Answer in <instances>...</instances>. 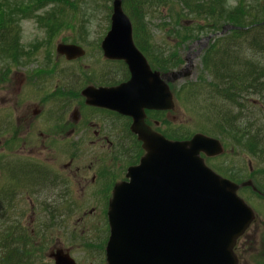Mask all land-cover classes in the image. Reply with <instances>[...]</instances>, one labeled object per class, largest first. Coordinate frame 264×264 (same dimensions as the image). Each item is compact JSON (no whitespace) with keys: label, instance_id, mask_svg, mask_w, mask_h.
Returning a JSON list of instances; mask_svg holds the SVG:
<instances>
[{"label":"rangeland","instance_id":"1","mask_svg":"<svg viewBox=\"0 0 264 264\" xmlns=\"http://www.w3.org/2000/svg\"><path fill=\"white\" fill-rule=\"evenodd\" d=\"M173 5V11L179 13L181 16L180 24L175 25V19L172 18L169 10L159 9V12H151L145 17H138L134 12V19L138 26V36L136 42L138 46L145 52L152 55L160 64V72L163 77L166 76L168 70H171L166 65H178L179 70L188 66L190 75L187 78L178 81L180 85H186L194 82L199 75L201 69V60L205 51L212 46L216 39L222 37L221 27L228 25H235L239 16L248 12L251 15L255 10H251L254 5H263L264 0H211L205 1V4H214L218 6L217 15L211 18L212 15L200 14L195 17L193 12H204L202 9L194 10L191 5H184L177 0H169ZM242 1L244 5L249 8H244L242 11H237L239 7L236 4ZM0 6H3L4 19H12V32L8 39L9 45L6 47L10 50L9 54L2 53L5 51L4 46L0 45V183L3 181L2 170L10 176L9 170L17 169L20 165L19 158L21 156L17 153V147L23 146L21 140L17 144L11 145V141L15 136L26 131L28 121L31 119V114L36 105L31 103L20 104V94L16 93L17 86H41V90L36 93H45L42 86H53V84L64 83L63 89L59 93L66 99V103L62 106L57 104V109L60 106L65 107L70 112L75 105L77 108H82L83 103L72 93H67V90L75 92L79 86H82L84 79L93 81L96 79L94 74H98L100 65L97 63V58L92 55L88 58L90 61V68L84 71L83 65L68 64L53 73L44 77V83L40 78V83L34 76L42 70L41 68L48 66L50 62L54 65L61 63V57L55 53V47L58 44H68L81 46L84 49L94 51L99 46L105 34L109 31V18L111 14V4L113 0H0ZM197 3V0H193ZM14 3H20L15 5ZM128 10L132 12L131 6H136L132 0H123ZM160 0V4H167ZM150 4V2H146ZM141 4V6L146 5ZM200 5V4H198ZM220 10V11H219ZM221 12V13H220ZM142 14V12H141ZM238 16H234V15ZM261 12H257V19L260 18ZM41 22H38V19ZM194 19V22H191ZM15 20V21H13ZM16 20L19 21L20 29L16 26ZM6 22V21H5ZM195 25L193 26V24ZM194 27L193 29H190ZM19 33V34H18ZM225 35L228 34L226 31ZM223 35V36H225ZM182 39V40H181ZM41 41V46L38 47ZM97 42V43H96ZM36 45V47H35ZM38 47V48H37ZM2 51V52H1ZM28 52L33 55L30 59L26 57ZM162 53L160 58L158 55ZM48 57V63L46 59ZM191 61L192 67L188 63ZM46 64V65H45ZM52 67V66H49ZM110 67V66H108ZM105 67L104 70L108 68ZM124 69L112 68L109 76H100V81H118L124 80ZM124 82V81H123ZM166 82V81H165ZM212 79H208L205 86H209ZM38 83V84H37ZM43 83V84H42ZM178 87V86H175ZM190 90L186 92L185 98L189 103L190 114L185 115L176 106L175 111L168 117V120H173L175 123L187 124L190 122L194 125L195 116L202 119L200 108L208 102L207 96L198 89L197 86H190ZM17 94V95H16ZM220 103L218 100H216ZM244 109V114L250 117L251 121H256L262 118L264 124V117L255 116L256 108L251 106V102ZM13 108L15 109L14 111ZM56 109V108H55ZM54 109V114L55 113ZM15 114L14 118L18 117L19 121L14 122L9 115ZM258 114V112H257ZM84 115L98 116L93 113H84ZM194 115V116H193ZM109 116V115H107ZM176 120V121H175ZM118 131L121 132L125 139H118V144H122V157L117 158L120 164L123 162H133V142L128 134L129 125L122 126L125 123L124 118L113 120ZM179 123V124H180ZM131 127V126H130ZM204 133L218 139L216 135ZM187 133V132H186ZM173 134V133H171ZM123 137V138H124ZM127 139V140H126ZM39 138L33 139L32 142L37 148H34V153L41 152L39 145ZM15 145L17 147H15ZM60 142L54 147H60ZM86 146L83 152L91 153L94 151L93 146ZM6 147L7 150L1 149ZM62 151V148H58ZM225 156L218 161H212L207 165L213 169L220 171L223 175L235 177L241 180L242 176L249 179L253 174L262 180L264 183V163H260L258 158L252 156L249 152L243 153V157H238L240 153L236 148L232 152L224 151ZM101 153H98L100 156ZM63 163V162H62ZM119 164V165H120ZM115 169V179L117 181L124 179L121 174L120 166ZM212 166V167H211ZM229 169L231 174L239 171L238 176L230 175L227 171ZM125 172V171H124ZM21 178V176H20ZM254 179L251 177L250 180ZM50 180L47 185L42 187L43 195L41 201L31 204L20 199V197L13 196L9 201V208L6 210L5 217L10 220L19 219L20 213H26V225L28 231L31 232L34 244L40 249V261L49 264L50 259L48 255L54 250H67L69 255L76 261L77 264H104V247L107 236L106 220L104 212L105 203L84 201L82 197V187L79 183H69L67 188L59 185L57 182L51 183ZM57 183V186H56ZM38 188V187H36ZM60 197V198H58ZM258 207L261 214L264 216V202L260 201ZM32 213H36L33 214ZM262 218V216L260 217ZM257 218L255 222L250 225L248 230L240 237L235 252L239 258V264H247L246 258L252 252L259 253L260 260L264 259V221ZM34 223L35 225L33 226ZM32 226V228H31ZM37 226V227H36ZM48 229V230H46ZM43 233V234H42ZM45 234V239L38 238ZM50 236V237H49ZM36 239V240H35ZM50 239V240H49ZM253 254L249 257L251 258ZM251 264V263H249Z\"/></svg>","mask_w":264,"mask_h":264},{"label":"water","instance_id":"2","mask_svg":"<svg viewBox=\"0 0 264 264\" xmlns=\"http://www.w3.org/2000/svg\"><path fill=\"white\" fill-rule=\"evenodd\" d=\"M232 29L239 30L224 26L221 34ZM102 47L107 59L126 63L131 78L107 91L106 101L92 102L87 90L83 95L90 105L129 117L130 131L144 150L139 165L127 170L129 181L114 187L107 212L106 264H237L233 249L255 217L236 196L239 187L212 172L201 158L219 155V141L202 134L168 141L145 125V110H174L167 84L189 76L190 69L164 77L150 72L134 48L121 0L112 4ZM57 51L69 60L81 54L71 46H58ZM188 65L192 67L191 61ZM50 257L54 264H75L61 251Z\"/></svg>","mask_w":264,"mask_h":264},{"label":"trees","instance_id":"3","mask_svg":"<svg viewBox=\"0 0 264 264\" xmlns=\"http://www.w3.org/2000/svg\"><path fill=\"white\" fill-rule=\"evenodd\" d=\"M132 1L136 5L131 6L132 12L128 10L125 3L123 6L133 23L135 37L139 32L134 12L138 17H145L151 12H159L160 8H166L176 20L175 25L180 24L182 18L179 13L173 11L174 7L169 0H162L165 3L168 2L162 5H159L160 0ZM177 1L183 2L184 5H191L190 7H194V10L204 11L193 12L195 17L203 14L212 15L211 18H214L217 15L218 6L216 5L218 3L215 0L211 1L216 5L205 4L207 0H197V3L193 0ZM144 3L146 5L141 6ZM238 5L237 11L241 12L243 8L244 10L247 8L242 1ZM250 9L255 10L254 14L244 12L239 16L235 25L233 24L242 29L230 31L227 35L216 39L205 51L201 60L202 70L198 76L199 80L194 84H189V86H197L196 91L200 89L207 96L208 102L200 108L202 119L195 116L192 129L182 124L175 129L176 131L173 129L170 131V125H166L165 134L170 139L182 140L189 138L193 131L210 133V130L214 135H216L214 132H217L218 137L227 147L236 148L242 153L249 152L258 158L260 163H264V124L259 123L262 122V118L251 121L250 117L244 114V109L251 102V106L258 109L254 115L264 117V25H261L264 21V4L261 6L256 4ZM258 11L261 12L259 19L256 16ZM191 20L194 22V19ZM11 35L10 26L2 23L0 25V45L5 48L4 52L1 51L2 53H10L6 47L11 46L8 39ZM167 66L174 68L176 65ZM208 79L209 81L212 79V82L209 86H205ZM188 90L190 87L185 89L184 94ZM178 95V100L182 101L181 94ZM184 105L187 109L189 106L187 99ZM120 148L122 149L121 146ZM131 149L133 154L137 153L135 147ZM42 177L38 170L33 179L39 182ZM9 203L7 199L3 201L0 199V264H46L40 261L42 259L38 253L41 250L34 244L32 234L26 230L22 216L14 220L5 217ZM39 238L45 239V234Z\"/></svg>","mask_w":264,"mask_h":264},{"label":"flooded vegetation","instance_id":"4","mask_svg":"<svg viewBox=\"0 0 264 264\" xmlns=\"http://www.w3.org/2000/svg\"><path fill=\"white\" fill-rule=\"evenodd\" d=\"M158 56L161 58L162 53ZM157 65L160 64L157 63ZM24 87L26 88L19 97L20 104L32 102V105L36 107L33 109L31 119H26L29 122L26 131L21 134L16 131L18 136L11 141L23 142V146L17 147V153L21 156L18 161L20 165L17 169L9 170V177L2 170L4 177L0 183V197L10 201L13 196H16L30 204L41 201L44 190L42 187L48 186L47 183L52 179L64 189L69 183L81 184L84 201L107 203L115 184L112 164L115 162L116 146L118 139H125L116 125L114 123L108 125V122L121 117L105 112L101 108L87 107L84 103L82 108H77L75 105L68 112L65 107H62L66 99L59 93L61 86H42L46 94L35 92V90L40 91L41 86H17L16 93L20 94ZM64 87L66 86L61 89L65 91ZM92 87L100 89L115 86ZM66 92L69 93V90ZM58 103L62 106L59 105L57 109ZM47 106L50 107L48 111ZM14 110L13 108L12 111ZM84 113H93L98 116L84 115ZM14 116L15 114L9 115L10 119L13 118L14 122H18L19 118ZM124 120L123 127L128 122L127 119ZM36 138L40 140L38 146L41 152L38 154L33 150L37 148L32 142ZM59 142L60 147L55 148L54 145ZM80 145L93 146L94 151L87 153L84 157L83 148L85 149L86 146ZM58 148L63 150L58 151ZM15 149L8 151L6 147H3L1 150L11 153ZM98 153L101 155L96 157ZM58 155L65 159V162L62 163ZM38 170L43 177L39 182H35L33 177ZM258 261L256 260V263L264 264V261ZM246 263L249 264L248 260Z\"/></svg>","mask_w":264,"mask_h":264}]
</instances>
